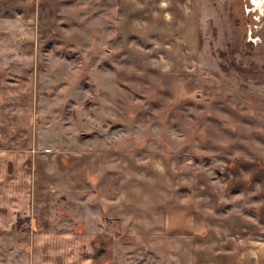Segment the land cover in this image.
Listing matches in <instances>:
<instances>
[{
    "label": "rangeland",
    "instance_id": "374dc122",
    "mask_svg": "<svg viewBox=\"0 0 264 264\" xmlns=\"http://www.w3.org/2000/svg\"><path fill=\"white\" fill-rule=\"evenodd\" d=\"M0 264H264V0H0Z\"/></svg>",
    "mask_w": 264,
    "mask_h": 264
}]
</instances>
